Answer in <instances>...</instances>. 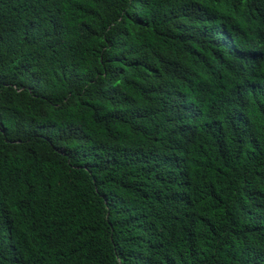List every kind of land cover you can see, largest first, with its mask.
Segmentation results:
<instances>
[{
	"label": "trees",
	"instance_id": "16d2710c",
	"mask_svg": "<svg viewBox=\"0 0 264 264\" xmlns=\"http://www.w3.org/2000/svg\"><path fill=\"white\" fill-rule=\"evenodd\" d=\"M216 1L0 0V264H264V0Z\"/></svg>",
	"mask_w": 264,
	"mask_h": 264
},
{
	"label": "clouds",
	"instance_id": "9594fccd",
	"mask_svg": "<svg viewBox=\"0 0 264 264\" xmlns=\"http://www.w3.org/2000/svg\"><path fill=\"white\" fill-rule=\"evenodd\" d=\"M234 2L232 1L229 3L226 2H220L219 0L216 1L217 3V9L224 15V18L212 23L206 24L207 27H210L211 24H214L216 26H219L222 30L219 33V39H222L225 43L227 40V37L229 36L232 41L235 42L236 36L240 37H246L247 35V29L242 24V17L238 12H234ZM200 15L203 16V13ZM182 20H185V17L182 13ZM172 140L171 137L168 138V141ZM182 182V188L179 189L180 194L176 198V205H185V204H191V200L193 199L195 193L192 192L190 187L188 185ZM173 212V210H172ZM178 212V210H177Z\"/></svg>",
	"mask_w": 264,
	"mask_h": 264
}]
</instances>
